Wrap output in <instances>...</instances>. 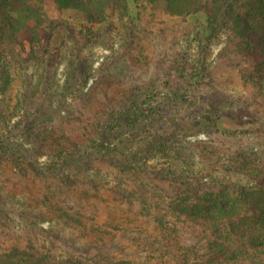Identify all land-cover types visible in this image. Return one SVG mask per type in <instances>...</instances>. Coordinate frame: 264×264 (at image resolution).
<instances>
[{
	"label": "rangeland",
	"instance_id": "rangeland-1",
	"mask_svg": "<svg viewBox=\"0 0 264 264\" xmlns=\"http://www.w3.org/2000/svg\"><path fill=\"white\" fill-rule=\"evenodd\" d=\"M75 1L34 3L41 25L26 23L21 47L0 44V64L11 65V85L5 93L0 87V245L42 244L66 258L90 241L74 229L100 228L117 235L107 256L153 263L166 255L164 248L155 253L161 241L187 249L201 234L155 230L136 216L137 201L122 198L144 176L113 166L118 124L144 110L142 132L126 137L118 158L150 141L155 129L164 139L179 130L166 154L147 162L159 169L185 168L186 161L196 168L213 149L215 165L240 150L264 159V7L249 0L256 29L243 34V47L227 30L234 25L215 23L197 2ZM84 151L80 173L63 167ZM155 183L157 196L169 195ZM229 183L244 179L233 174ZM76 213L78 228L70 221ZM128 241L154 246L137 252ZM193 249L197 254L201 243Z\"/></svg>",
	"mask_w": 264,
	"mask_h": 264
},
{
	"label": "trees",
	"instance_id": "trees-1",
	"mask_svg": "<svg viewBox=\"0 0 264 264\" xmlns=\"http://www.w3.org/2000/svg\"><path fill=\"white\" fill-rule=\"evenodd\" d=\"M39 1L0 0V44L9 43L11 46L21 47L18 37L20 38L23 33L27 32L26 23L31 21L41 25L42 11L33 5ZM74 1L56 0L57 4H61V6L64 3H74ZM114 1L120 2V0ZM187 1L203 5L215 23L221 21L225 24L224 28L227 24L234 25L235 28L227 30L228 32L233 31L232 34L237 40L242 41L243 47V41L246 38L243 34L245 32L246 34L247 32L254 33L256 26H250L251 14L249 13L251 11L246 9L247 7L251 8L249 0ZM258 3L264 7L263 1L258 0ZM256 10L259 11L257 7ZM15 36L17 37L15 38ZM248 46L250 44H245V47ZM0 51H2L1 46ZM2 56L3 53H1ZM10 68V64H0V87L3 93L11 85ZM135 109L127 120L123 116L118 124L120 131L117 134L120 137L117 139V146L115 145L117 153L113 157V166L115 165L119 171L123 169V172L129 175H141L144 178L136 183L138 185L137 189L134 188L136 190L125 189L122 191V198L137 201L141 211L136 216L149 220L154 224L155 230L160 229L163 232L176 235L178 229L190 227L193 232L198 231L201 238L193 247L200 243L202 246V249L194 254L192 246L185 249L179 246L174 239L172 245L161 241L165 245L158 248L155 253H160L164 248L166 255H160L154 259L153 263L148 261L146 264H264V159L256 156L255 153L240 150L228 153L224 164L215 165L212 159L214 156H218V151L213 149L211 155L203 153L205 163L201 165L197 163L196 168L195 163L188 164L187 161L182 163L186 164L185 168L168 166L159 169L148 165L147 162L154 155L166 154L167 149L164 145L178 136V129L174 130L168 139H164L165 132L160 133L158 129H155L150 141L137 149H129L125 153H120L118 158L120 145L126 141V137H132L140 130L142 132V128L145 126L142 125L146 118L143 116L144 110L139 107ZM106 145L110 147L112 142L108 141ZM110 151L113 152V149ZM204 151L206 152L205 149ZM77 156L74 157L73 162L62 163L64 168L70 166V172L76 175L80 173L88 155L84 151ZM214 172L219 173L220 178L211 179ZM233 174L241 176L244 183L230 184V176ZM155 182L166 186L169 195L162 193V196H157ZM173 191L176 193L173 194ZM170 193L173 194L172 197H170ZM62 215L66 219L69 216ZM71 218L70 221L75 224L74 228L82 225L79 221V219L82 220V215L76 213ZM75 230L90 241H87L81 251L76 250V254L73 256L59 258L52 253V249L46 248L42 244L0 245V264H137L136 261L125 255L115 258L104 254V251H107L108 247L114 243L117 235L110 233L107 237L100 228H91L88 231L84 228ZM110 239L113 243L109 241ZM127 245L135 248L137 252L152 251L154 246V244L149 245L142 241L133 243L128 241ZM122 247L125 248V245ZM172 249L175 250L169 251ZM180 250L184 252L181 255L179 254ZM138 264L145 263L139 261Z\"/></svg>",
	"mask_w": 264,
	"mask_h": 264
}]
</instances>
